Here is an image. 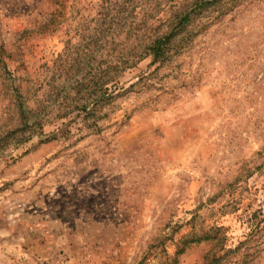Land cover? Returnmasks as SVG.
Returning a JSON list of instances; mask_svg holds the SVG:
<instances>
[{
  "label": "rangeland",
  "instance_id": "374dc122",
  "mask_svg": "<svg viewBox=\"0 0 264 264\" xmlns=\"http://www.w3.org/2000/svg\"><path fill=\"white\" fill-rule=\"evenodd\" d=\"M68 1L44 33L55 0H0V264H208L215 242L182 244L216 227L238 247L264 225V0L205 12L172 62L128 70L123 87L148 80L99 129L59 115L74 93L57 98L55 65L101 5ZM223 264H264V233Z\"/></svg>",
  "mask_w": 264,
  "mask_h": 264
},
{
  "label": "trees",
  "instance_id": "16d2710c",
  "mask_svg": "<svg viewBox=\"0 0 264 264\" xmlns=\"http://www.w3.org/2000/svg\"><path fill=\"white\" fill-rule=\"evenodd\" d=\"M166 1L170 9L167 19L163 20L160 18L162 4L157 0H101L94 27L82 29L81 32L86 34L81 35L76 46L68 41L65 52L55 65L60 77H64L57 86V98L68 99L74 93L72 103L59 110L61 118L79 112L84 115V121L90 128L99 129L95 119L97 109L112 105L125 93L148 80L145 76L125 88L121 85V79L128 70L148 58H152V65H159L157 70L165 67L183 49V41L186 40L183 37L194 27L198 17L213 9L224 11L229 4L238 0H184L177 5L173 4L175 0ZM68 2L55 0L56 9L41 27L42 32H57L66 23ZM153 3L154 8L151 5ZM133 36H137L135 42L127 44L126 41ZM97 52L102 57L98 58ZM19 110L26 127L42 125V116H32V111L26 108L24 102L19 103ZM22 142L23 139L17 140L15 144ZM3 150L0 149V153ZM224 231L216 227L205 236L185 240L182 245L187 247L203 240L213 241L216 243L215 249L218 248L220 252L210 255L208 264H223L253 242L256 235L264 233V225H257L234 249L226 247L227 236Z\"/></svg>",
  "mask_w": 264,
  "mask_h": 264
}]
</instances>
